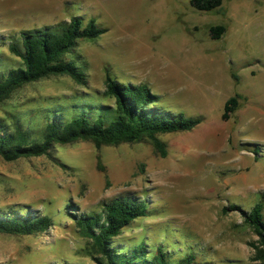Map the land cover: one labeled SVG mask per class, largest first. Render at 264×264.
<instances>
[{
    "label": "rangeland",
    "instance_id": "374dc122",
    "mask_svg": "<svg viewBox=\"0 0 264 264\" xmlns=\"http://www.w3.org/2000/svg\"><path fill=\"white\" fill-rule=\"evenodd\" d=\"M73 16L104 29L64 54L86 84L67 74L25 83L0 102L3 129L17 122L39 130L42 109L52 106L57 120L95 117L113 102L101 94L105 74L144 83L156 96L152 107L199 122L158 133L163 156L147 139L99 146L87 139L54 143L38 156L0 157V216L29 211L50 219L29 234L0 233V264H95L72 216L98 212L118 195L144 199L147 212L116 245L160 246L172 262L264 264L243 214L264 191V0H221L208 11L189 0H0V73L19 64L7 43L20 30ZM218 24L224 31L212 39L209 27ZM234 94L237 108L221 119ZM261 214L264 220V208Z\"/></svg>",
    "mask_w": 264,
    "mask_h": 264
},
{
    "label": "trees",
    "instance_id": "16d2710c",
    "mask_svg": "<svg viewBox=\"0 0 264 264\" xmlns=\"http://www.w3.org/2000/svg\"><path fill=\"white\" fill-rule=\"evenodd\" d=\"M189 3L196 10L208 11L219 6L221 0H189ZM103 31L92 19L82 26L76 16L53 25L20 30L7 43V50L19 59V64L0 73V102L25 83L51 75L67 74L77 83L85 85L83 74L72 62L64 59V54L73 48L77 39H91ZM223 31L222 25H212L209 36L217 39ZM101 94L112 99L113 104L101 105L103 112L93 118L79 114L67 121L57 120L53 118L56 106H52L42 109L45 119L39 130L27 129L15 122L8 131L1 123L0 157L12 161L38 156L46 154L54 143L87 139L95 146L147 139L157 154L163 156L165 148L156 137L158 133L190 130L199 122L198 118L152 107L156 96L144 83L123 84L105 74ZM238 99L239 95L234 94L223 102L221 119L228 118L237 108ZM109 110L110 113L106 112ZM263 203L264 191L260 193V200L243 214L245 222L257 236L258 244L263 247L256 248V257L264 263ZM146 212L144 199L118 195L103 202L98 212L78 214L72 219L79 233L86 238L85 252L95 264H189L191 256L172 262L168 252L160 246L150 249L142 241L129 247L115 244V238L122 229ZM49 225L48 216L33 215L29 211L0 216V233L25 235Z\"/></svg>",
    "mask_w": 264,
    "mask_h": 264
}]
</instances>
